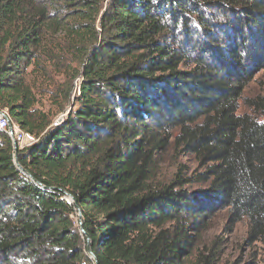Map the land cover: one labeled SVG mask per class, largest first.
Masks as SVG:
<instances>
[{
    "label": "trees",
    "instance_id": "16d2710c",
    "mask_svg": "<svg viewBox=\"0 0 264 264\" xmlns=\"http://www.w3.org/2000/svg\"><path fill=\"white\" fill-rule=\"evenodd\" d=\"M56 65L63 105L79 84L52 127L29 76ZM262 70L264 0H0V110L30 137L17 159L43 186L0 130V264H94L53 187L78 204L97 264H185L219 209L264 238V94L242 100ZM170 147L202 171L153 185Z\"/></svg>",
    "mask_w": 264,
    "mask_h": 264
},
{
    "label": "rangeland",
    "instance_id": "374dc122",
    "mask_svg": "<svg viewBox=\"0 0 264 264\" xmlns=\"http://www.w3.org/2000/svg\"><path fill=\"white\" fill-rule=\"evenodd\" d=\"M71 65V68L77 66L74 63ZM64 72H66L65 68L56 65L48 70L43 79H34V75L29 76L31 83H34V92L37 93L35 108L49 115L52 120V127L65 119L73 106V97L78 95L79 79H74L68 102L63 105V100L60 102V99L55 96L58 93L61 94L63 89L60 86L65 81ZM263 94L264 70L252 76L243 93L242 100L262 96ZM63 106L64 110L61 111ZM239 112L249 113L243 101L239 103ZM14 126L18 127L16 124ZM4 129L5 127L0 128V130ZM22 141L20 140V142ZM18 145H22V143H18ZM201 171L193 156L181 152L180 149L174 150L173 147H170L158 157V163L152 175V183L153 185L167 184L174 179L176 174L186 180L192 178L196 172L198 174ZM205 187L206 184L191 182L184 185L183 188L193 192ZM63 199L66 202L68 197L63 196ZM75 220L78 225L77 213ZM227 223V210L219 209L211 214L204 222L201 231L194 234L195 238L189 249L190 254L185 264H198L200 262L198 259L204 256L211 258L213 264H264V238L249 240L247 235L248 226L245 220L234 226H229Z\"/></svg>",
    "mask_w": 264,
    "mask_h": 264
},
{
    "label": "water",
    "instance_id": "95a60500",
    "mask_svg": "<svg viewBox=\"0 0 264 264\" xmlns=\"http://www.w3.org/2000/svg\"><path fill=\"white\" fill-rule=\"evenodd\" d=\"M13 152H14V154H13L14 165L17 168V170L20 171L24 176H26L27 178H29L36 185H38L41 188H43V186L38 181H36L32 177V175L19 164L18 159H17L18 158V152H17V148H16L15 143H13ZM50 189L60 191L64 196L68 197V199H67L68 200V204H74L75 210L77 212L78 228H79L80 233L83 234L84 237H85L86 254L94 262V264H97L95 255L93 254V252L91 250V247H90V237L85 233V231L83 230V227H82V222H81V220H82V214H81V211H80V208H79L78 204L76 203V201L74 200V198L69 193H67L66 191H64V190H62L60 188H54V187L53 188H50Z\"/></svg>",
    "mask_w": 264,
    "mask_h": 264
},
{
    "label": "bare ground",
    "instance_id": "6f19581e",
    "mask_svg": "<svg viewBox=\"0 0 264 264\" xmlns=\"http://www.w3.org/2000/svg\"><path fill=\"white\" fill-rule=\"evenodd\" d=\"M0 114L5 116L7 122L9 123L10 128L12 129L13 135L11 133L10 128L7 127L6 125L2 124L1 116H0V128L5 127L7 129V132H8V134H9L11 140H12V146H13V143H15V145H18V143L19 144L22 143V142H20V140L24 141L26 138H29L30 143H28V145H30L31 144L30 137L26 133H24V132L20 131L19 129H17L18 127L14 126V124L10 121V119H9V117L7 115V112L5 110H0Z\"/></svg>",
    "mask_w": 264,
    "mask_h": 264
},
{
    "label": "built area",
    "instance_id": "2783aa9c",
    "mask_svg": "<svg viewBox=\"0 0 264 264\" xmlns=\"http://www.w3.org/2000/svg\"><path fill=\"white\" fill-rule=\"evenodd\" d=\"M0 116H1V122H2V124L3 125H6L7 127L10 128L9 123L7 122L5 116L2 115V114H0ZM10 130H11V133H12V129L11 128H10ZM12 135H13V133H12ZM28 143H30V140H29V138H26L24 141H22V145H16L17 152H19V150L21 148H26L28 146ZM66 202L68 203V200H66Z\"/></svg>",
    "mask_w": 264,
    "mask_h": 264
}]
</instances>
